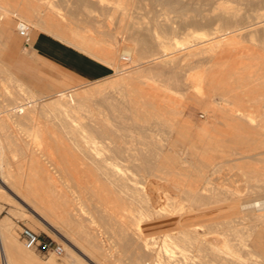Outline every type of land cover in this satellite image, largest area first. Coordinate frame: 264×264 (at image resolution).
I'll return each mask as SVG.
<instances>
[{
  "label": "bare ground",
  "instance_id": "bare-ground-1",
  "mask_svg": "<svg viewBox=\"0 0 264 264\" xmlns=\"http://www.w3.org/2000/svg\"><path fill=\"white\" fill-rule=\"evenodd\" d=\"M1 1L2 0H0V20L2 19V22H0V80H3L4 76L10 78L13 89H11L12 91L9 92L3 93V90L2 93L0 92V94L2 95L1 97L4 96L3 100L0 99V198L12 201L10 196H12L11 193H13L18 200H16V198L13 199H15V201H17L22 207V212H18L21 217H27L31 219L45 231H52L56 234L61 235L66 241H68L65 244L67 246V251L72 254V256L76 257V250H79L83 254H85L93 264H116L109 259V250L106 247L107 245L105 246L103 244L102 240L98 236V233L95 231L96 229L90 226V223L93 222L101 223L100 230L103 228L102 232L106 233V235H112L115 238L114 243L121 250L120 256H125V258H128L130 264H214L213 262H215L216 264V261L217 263L219 262V264H223L225 263L224 258L216 257L211 252L212 247L210 248L211 245L208 237L213 232L212 227L215 226H213L214 222L219 223V221H230L229 219L233 215L234 211H236V208L233 206L235 205L239 210L238 212H240L236 217H239L242 213L250 217L252 222L260 220L262 226H255L253 229H251V235H253L252 237H249L250 235L248 237L244 236L246 235L245 233L247 232V229L243 231L241 230V227L239 228L237 226V228H234L236 236H234V234L232 235L235 238L231 239V235L229 237V233L227 231V236H224L225 241L231 243L237 250H239L243 254L244 264L262 263L264 260V173L262 172L260 173L261 175L259 174L262 177L259 176L257 178L258 184L253 183V189L248 192L245 197L238 199V202L236 204V202H232L233 197L230 198V194L229 196L228 194L226 195L224 181L228 178L221 177L222 179H224V181H220V175L216 176L214 174L215 172L207 170L209 162L201 158V156L193 155V153L205 152L215 144H231V146L232 144L236 145L237 142L234 140L235 133H240V135L242 136V141H240V143H264V139H262V135L264 133L260 134L261 139H258L259 133L261 131H264V109H260L262 110V113L260 114L261 116L258 115L260 116V118L255 123V120H252L255 118V116L253 115L254 110L251 109L253 103L255 104V102L257 103L260 100L264 99V92L262 93L261 91L262 94L260 93V96L258 95L257 97L256 90L254 87H252L254 84L264 83V78H262V76H260L259 74L255 77L252 76L253 73L251 75L247 74L250 71H246L247 73L245 72L244 75V71L242 72L240 71L241 69L236 68L233 71L229 72V53L227 55V52L230 50L231 45L237 44L239 40L243 39V36L245 37L247 35L246 37H250V39H256L258 41V44L262 43V41L264 40V0H150L153 3L161 4V9L163 7V9H165L166 11H193L194 14L198 17L196 16L197 18L195 17V19H191L194 20L193 23L197 21L199 23V26L200 23L208 25L212 24V26L215 24L213 28L211 27L212 36L208 33V36L211 37H208L207 41H205L206 45H208L211 50L213 49L214 64L219 67V82L213 90L219 92V96H222L224 101L232 105L230 106L228 104L230 106L229 108L233 107V105L236 106V108L234 107L235 111H233L232 109L230 110L228 107H223V105L218 107L219 111L225 112L223 117L226 122H232L231 124H228V126L235 133H230L229 135L228 132L220 130L216 127H213V130H209L206 126H198L199 129L197 132H195L198 136V141L195 139L188 140V138H185V141H179L178 139H173L171 141H161L153 138V135L149 132H147L149 135H145L147 133L143 134L144 132H146L144 131L145 128L143 130V127L140 128V126H136V128H140L141 131H139L140 133L138 135L143 134L144 139L142 137V139L140 138L139 140L131 139L130 141H126V139V142L124 144L121 142L120 138L118 140V137H122V135L116 138L118 141L113 140L112 137L114 136L112 134V130L114 129L109 128L110 125L102 126L101 124V126H99L97 122H92V120L91 122H86L84 120V118L86 117L88 119L90 118L88 117L89 113H91V110L94 108L93 107L90 110L89 107L91 106V104H93L94 106V103L99 102L101 105L102 101L113 103V101H109V97L107 96V94L106 96L105 94L102 95V100L100 99L99 95H97L96 97H98L100 100L98 99L97 101L93 98L96 92V85H94L93 87L91 85V87L89 85H83L81 87H79L80 85L78 87L74 85L73 87H63L61 89H58V87L55 86L57 89L55 88L54 93L46 95V98L41 101H37V99H39L40 97L37 99L35 98L37 96V93H35V91H33L32 89L24 88L25 82H23V77H21L23 76V74L16 73L9 67L10 65L1 58H5L6 54L7 56H12L15 53L14 49H9L6 52L9 41V38L6 37L11 33H9L8 31L11 27V24L13 23V20L11 17H6L4 19V15L7 12V6L4 5V3ZM133 1L140 2L141 0ZM34 2V9H30L29 7H27V10L21 9V11L23 10V12H25L26 16H30L32 15V13H35L39 17L38 25L45 26L52 30L54 29L58 32L62 31V29L63 31L66 30L67 36L65 31V33L61 37L64 41L72 42L73 40H75L74 42L76 43L77 41V43H79V45H81L83 48L91 47V39L85 34V29L82 30L81 26L78 25L79 23L74 22L77 21V19L74 21L72 20L74 23H77V25L70 20L74 27L71 26L70 21V23L68 22L66 23V25L58 21L60 24L58 26L56 25L57 28L55 29L54 23L56 22L53 23L52 12L55 8L60 6V3L63 2V0H60V2L58 3L53 0H34ZM73 2L74 6H71L74 7V16L77 17L79 14L76 15V13L82 11L81 13L86 14L87 19H90L91 16L89 14L91 12L90 9L95 10L97 8L96 6L102 7V10L104 8L108 11H118L120 8L124 9V6L126 5L125 0H113L112 4L108 3L110 2V0H74ZM128 2L130 3V1L127 0V3ZM29 4L27 3L28 6ZM155 6L156 5H154V7ZM64 7L66 8V6ZM153 15L151 17H153ZM79 20L81 21V18ZM163 21L164 23L161 24H165V27L168 28V31L170 30L172 33L176 31V25L174 26L172 25V23H168L169 20H167V18H165ZM178 26L179 25H177V27ZM177 29L182 31V29H180V26ZM206 29H209V27ZM69 31L73 36L69 34ZM139 32H141V30ZM146 35V33L145 35H140L141 38H139V42L141 41V47L137 48L140 49L138 50V56H146L148 58L147 62L152 63L153 66L150 69L155 72L154 74H156V76H159L157 78L153 74L154 77H156L157 81L159 80L158 83H160V81L162 80L160 77L161 75L167 79L166 81H161L163 83V86L160 83L162 88L165 85V88L168 89L170 87L168 86V83H175L176 85L181 86L183 84V80H185L182 74L183 72L180 69H176V66L178 64L176 65L175 63H172L173 61L171 62L170 60H168V58H166L169 57L168 55L170 53L168 52V49L171 48V43L169 42V44L167 43L168 41L165 42L161 40L160 35L157 34H155L154 39L152 38V42H149L150 40H148L149 38ZM70 36L73 37L72 40L70 39L72 38ZM260 41L261 43H259ZM150 43L152 44L153 51L150 49ZM261 45H263V43ZM95 48L98 47H94L93 50H95ZM125 49V51L127 52V48ZM109 51L110 50L106 49L104 57H102L101 59L106 64L108 69H114V72L118 73L119 77L114 78V81L117 82L119 80L122 85H125L126 82L132 84L131 81L136 78L133 74L138 71V68L131 69L132 67L129 68L125 65L124 67L123 65L118 63L116 59H114L113 51ZM130 51L128 54H131ZM149 51H152V55L151 53L149 56L145 55ZM116 53L117 52H115V55L117 56ZM250 53L254 54L253 49ZM122 54H120V56ZM230 54L232 55V53ZM243 55L244 54L242 53V56ZM121 58H123V56ZM127 58L130 57L128 56ZM164 62L166 64H175L176 66L173 65V67H176L175 70L173 69L171 64L170 68V65H165ZM240 65L245 66L239 63L238 66ZM165 67L167 69L169 67V69L171 70H167ZM211 67L213 66L211 65ZM227 72H229V80L226 81L225 74ZM148 78H150L149 80L151 81V83H153L155 78L151 79L150 76ZM244 80H246L247 83ZM234 81L236 83H238L237 81H241V83L245 82L246 84L239 83L236 86H232V83ZM2 83L4 84V82ZM138 84L139 83L135 85ZM203 84L205 85V83ZM150 85L151 84H149V86ZM158 86L159 84L156 85V88H158ZM131 87L132 88H129V90L140 94V90H142L141 87ZM161 87H159L158 89L162 90ZM199 87L201 88L203 87V85H199ZM154 88L155 86H152L151 89H153L154 91ZM181 88L183 87L181 86ZM166 89L163 90L166 91ZM155 90L157 91V89ZM158 91L156 93L163 92ZM146 92H143L144 94H142L145 95ZM97 93L98 92H96V94ZM133 93L129 92V95H127L129 96L127 99H130L128 101V103L130 102L129 104H133L134 102L131 97ZM23 94L27 96V99L29 98L27 102H23L21 100L23 99ZM109 96H111V94ZM245 97L247 98L245 99ZM193 98L191 97V99ZM196 99L199 100V98ZM196 99L194 98L193 101H195ZM142 103L149 106L154 104V102H152L151 100H146ZM243 104L247 105L250 108L245 109V107L247 106L242 107ZM97 105L99 106V104ZM184 105L185 104L183 103V106ZM118 106L119 105H117V107ZM126 107H128V104ZM167 107L168 106H166V109ZM169 107L167 111L164 108V111L170 113V110L172 108L174 109V107H172L171 109H169ZM182 108H176V110L178 111L174 109L176 113L173 112L174 110L172 109V114L175 113L177 115H181V112L183 113ZM156 109L157 108H155V112L157 113L155 114L159 115V119L163 118V121H165L164 124L161 123L163 125L162 128L164 129L165 127H167H164V125H166L165 123H167L166 121H168V119L166 118V120L165 117H162V114L160 116L161 110ZM180 109H182V111ZM179 110L181 112H179ZM158 111L160 113H158ZM257 111L258 110H256V112ZM121 112H118L119 117H122ZM178 112L180 114H178ZM97 113L94 112L95 115ZM118 116L116 115V117L114 116V118H117ZM125 117L127 118L126 115ZM98 118L100 119L99 116ZM170 120H172V118ZM170 120L168 123H170ZM183 121L185 120L183 119ZM40 123L49 124V126L54 125L60 128L58 134L64 135L70 139V152L74 155V159L75 161H77V164H79V169L87 172L91 176L90 178H92V180L89 179V182L91 184L90 187H88L90 189L87 188L86 190V188L84 187V193L90 192L91 195H95L96 198L94 199L93 197L94 202L91 203L90 206H88L89 209L86 213L81 209L80 204H85L90 196H85L83 194V191L81 190L82 188L79 189L80 187L78 186V188L76 186L80 182L79 179H76L75 176L71 177L74 178L70 180L74 185L71 183L72 185L70 187L59 186V178H61V176L63 175L62 169L66 164H62V166L64 165V167L62 168L60 166L59 160L66 152L63 153V151L65 150L63 149L62 151V149H60V141L58 138H52V143L51 140L50 142L48 141V136H44L45 134H47L51 139L50 136H53L54 133L57 132V130L55 132H51L48 130V132L46 131L47 133L45 132L44 134L40 129ZM168 123V127H170V125L172 127L174 124H172V122L170 124ZM181 123L179 122L178 125H181ZM11 124L26 126V137L22 135L20 136V134L18 135V133L15 134L14 132H12L13 130L10 131L12 133L7 134L4 137L3 134H6V132L2 133V130H5V128H7ZM151 125H154V123H151ZM176 125L177 123L175 124V126ZM175 126H173L172 128H174ZM56 127H54L53 129H55ZM9 129H11V127ZM166 129L168 130L169 128ZM217 129L220 130L219 133H217L218 131L216 132ZM16 131H18V129ZM212 131H214V133H212ZM215 133L216 135L214 136ZM220 134L226 136L224 142H218L216 140L217 135L221 136ZM6 136L10 139L7 140ZM119 141L120 143H122V145L119 143ZM113 142L114 144L116 142L119 143L120 146L118 144L115 147L114 144H112ZM33 144H36L37 148H35ZM15 150H20L22 154L25 155L24 160L27 164V167H25L24 171L21 172V175H19V180L13 179L17 174L13 171L15 173L14 175L9 170L8 166L10 164V162L8 161L9 155ZM38 153L40 154L39 157H35ZM66 156L65 159L67 160ZM65 159L64 161H66ZM32 160L33 162H31ZM215 163L211 164L210 162L211 165H214ZM231 165L233 164L228 163L226 164V167ZM218 166L214 165V168H218ZM82 176H84V174ZM253 177L256 178L257 176ZM84 178L81 179L84 180ZM84 181L86 183V180ZM218 181L220 183H217ZM260 181L261 183H259ZM2 184L5 185V188L2 186ZM32 186L34 188H32ZM93 186H96V188L98 186V188L94 189ZM99 188L104 191L102 197H98V195H101L100 192V194H98ZM87 205H89L88 202ZM1 210L2 207L0 205V212ZM231 225H229V227ZM214 229L217 233V229ZM222 230L224 231L225 229ZM225 232L226 231H224V234ZM230 234L232 233L230 232ZM0 243L5 255H3L5 257V264H30V262H40L38 261V257L30 251L31 249L27 248L26 245L23 246L20 241H18L13 230V226L10 225L9 219L6 216L0 218ZM83 249H86V251L89 250L91 257L89 256V254L87 255L85 253L86 251L84 252ZM97 257L100 258V260L95 262L94 259ZM196 258H199L201 262ZM76 260L79 263H84V260L79 257H76ZM68 261L69 260L64 259L62 261V264H70V262ZM229 261L230 260H228L227 262ZM49 262L51 264H61L57 261L54 255L49 258ZM234 264L239 263L235 262Z\"/></svg>",
  "mask_w": 264,
  "mask_h": 264
},
{
  "label": "rangeland",
  "instance_id": "rangeland-1",
  "mask_svg": "<svg viewBox=\"0 0 264 264\" xmlns=\"http://www.w3.org/2000/svg\"><path fill=\"white\" fill-rule=\"evenodd\" d=\"M21 1H23V2H21ZM27 1L26 0H17V1H15V0H2L1 1L4 3V5L7 6V12L4 15V19L6 17H11L13 20V23L11 24V27L8 31L9 33L11 32L12 34L8 33L10 35V37H9V35L6 37V38H9L6 52L9 49L15 50V53L12 56H7V54H6L5 58L4 57H1V58L5 62H7L10 65L9 67L11 69H13L16 73L23 74V76H21V77H23V82H25L24 88L25 89H32L33 91H35V93H37V96L35 98L37 99L40 97L39 99H37V101L38 100L39 101L44 100V98H46L45 97L46 95L54 93V90L56 87H58V89H61L63 87L64 88L73 87L74 85L77 87L79 85H80L79 87H81L83 85L84 86H87V85L90 86L91 85L93 87L94 85H96V92H98V93L96 94V92H95V95L93 98L98 101L99 98L96 97L97 95H99V97L101 99L102 95L105 94V96H106V94H107V96L109 97V101H113V103L112 102L109 103L108 101H102V102L100 101L101 105L99 102L94 103V106H93V104H91L92 107L91 106L89 107L90 110L93 107L96 109L93 108L94 110L92 109L91 110L92 112L89 113V116H88L90 118L88 119L86 117V118H84V120L86 122H91V120H92V122H97V124H99V126H101V124H102V126L103 125L104 126L110 125L109 128L114 129V130H112V134L114 137L111 136L113 138V140L118 141L120 138V140L123 144L126 141H130L131 139L132 140L133 139L139 140L141 137L143 138L144 137L143 134H145L147 132L151 133L153 135V138H156V139L161 140V141H171L173 139H178L179 141L180 140L185 141L187 138H188V140L189 139L190 140L195 139L198 141V136L195 132L198 131L200 126H202V127L206 126L209 130H213L214 129L213 127H216L220 130H224V131L228 132L229 135H230V133L231 134L235 133L228 126V124H231L232 122H230V121L226 122V120L223 117L225 112L218 110L219 106L223 105V107L229 108L232 105L227 103L226 101H224L223 97L219 96L220 95L219 92H216L213 90L215 88V86L217 85V83L219 82L218 81V79L220 78V77H218L219 67L216 64H214L213 49L211 50V48L208 47V45H206L205 41H207L208 37L212 36L211 27L213 28L215 24L212 26V24L208 25V24L200 23V26H199V23L197 21L195 22L196 24L193 23L194 20H192V19H195V17L197 16L194 14L193 11H191V10L190 11L184 10L183 12L166 11L165 9H163V7L161 9V6H162L161 4L153 3V2H151L152 0L151 1L150 0H141L140 2L128 0V1H130V3L129 2L127 3V0H125V3H126V5L124 6L125 8L124 9L120 8L118 11H108L104 8L102 10V7L96 6L97 8L95 10L90 9V11H91L89 13L91 15L90 19H87L86 14L81 13L82 11L76 13V15L77 14L80 15V16L78 15L77 16L78 18H77L76 16H74V12H73L74 7L71 6V5L74 6V2H73L74 0H63V2L60 3V6L55 8L54 11L52 12L53 23L56 22V23H54L55 29L57 28L56 25L58 26L60 24L59 22L64 23V25H66V23H68L70 20L74 21L77 19V21H74V22L79 23L78 25L81 26L82 30L85 29L84 30L85 34L91 39L90 40L91 41L90 46L92 48L90 47L91 48L90 49L89 47L83 48L81 45H79V43H77V41L75 43L74 42L75 40H73L72 42L64 41L61 37L63 36V34L65 33L66 30L63 31V29H62V31L58 32L54 29L52 30V29H49L45 26L38 25L39 24V17L35 13H32V15H30V16H26V14H25V12H23V10H27V7H29L30 9L35 8L33 6V5H35L34 0H27ZM53 1H56L57 3L60 2V0L59 1L53 0ZM112 1L113 0H110V2H108V3L112 4ZM22 3H23V6H25V7L22 6ZM27 3L28 4L30 3L29 6L27 5ZM154 5H156V6L154 7ZM64 6H66V8ZM128 6H130V7H128ZM150 6L153 9H151ZM70 7H72V8H70ZM67 8H69V9H67ZM21 9H23V10L21 11ZM83 12H86V11H83ZM106 12H108V13H106ZM22 13H24V14H22ZM92 15L93 16L95 15V16L93 17ZM152 15H153V17H151ZM96 16H97V18H96ZM1 18H2V15H1ZM80 18H81V21L79 20ZM94 18H96V19H94ZM165 18H167V20H169L168 23H172V25H174V26L176 25V31L175 32L172 33L170 30L168 31L167 30L168 28L165 27L166 25L161 24V23H164L163 20ZM152 20H154V21H152ZM0 22H2V19L0 20ZM72 22L70 24L72 27H74L72 25ZM186 22H188V23H186ZM35 23H37V24H35ZM77 23H74V24L77 25ZM189 23H190V25H189ZM158 24H161V25H158ZM177 25L180 26V29H182V31L177 29V28H179V26L177 27ZM207 25H208L209 29H206V28H208ZM22 26H28L30 29V36H31L30 42H29L30 45H27L24 38L19 34V28ZM162 26H163V28H162ZM138 28H139V30H138ZM67 30H69V29H67ZM140 30H141V32H139ZM145 33L147 34L146 36H148V38H149L148 40H150L149 42H152V40L155 37V34H157V35H160L161 40H163L165 42L168 41L167 43H169V42L171 43V44L169 43L171 48L168 49V52L170 54L168 55L169 57H166V58H168V60H170L171 62L173 61L172 63H175L176 65L178 64L176 66L175 64L170 63L172 65V67H173V65H175L177 67V68L173 67L174 70L176 68L178 70L180 69L183 72L182 74H183L184 79H185V80H183V84L181 85L183 88H181L180 85H176L175 83H174L175 85L173 83H172L173 84L172 85L168 82H166V83H168V86H170V87L168 88V86H167L168 89H166L165 88L166 86L164 85V87L162 88L160 83L162 84V86H163V83L161 81L162 80L166 81L167 79L161 75L160 77L162 80L160 81V83H158L159 80L157 81L156 77L158 78L159 76L158 75L156 76V74H154L155 72L152 69H150L153 66L152 63L147 62L148 58L146 56L145 57L138 56V53H139L138 50H140V49H137V48L141 47V43H140L141 41L139 42V40H140L139 38H141L142 35H145ZM208 33L211 36H208ZM69 34L72 35L71 32ZM66 36H67V31H66ZM72 36H70V37H72ZM246 36L245 37L243 36V39L239 40V42H237V44L231 45L230 50L227 52V55L229 53V55H228V59H229L228 60V66H230L229 72L233 71L236 68V69H241L240 71H242V72L244 71V73H243L244 75H245L246 71L247 72L250 71V72H248V73L246 72V73L250 74V75L253 73V75H252L253 77H255L259 74L260 76H262V78H264V42H263L264 40L262 41L263 45H261L262 44L261 41L259 42L261 44H258V41L256 39H255L256 40L255 41L254 39H250V37H246ZM33 37H34V39H33ZM68 37H69V35H68ZM70 39L72 40L73 37ZM137 39H138V41H137ZM126 44H128V45H126ZM201 44H203L205 47ZM149 45L151 46L150 49L153 51L152 44L150 43ZM27 46H29L30 48ZM39 47H41L42 49ZM94 47H98V48H95V50H93ZM124 47L127 48V52L125 51L126 49ZM38 48L41 50H44V51L58 55L61 60L68 63L73 68H77V70H80L83 73H86L88 76L79 77L77 75V74H80L78 71H76L72 68H66V66L61 64V63H60V66L54 64L53 62L50 61L51 60L50 58L43 56V54L38 52V50H37ZM201 48H203V49H201ZM106 49L110 50L109 52L113 51L114 59H116V61H118V63H120L121 65H123V66L125 65L129 68L132 67L131 69H137L138 68L139 72L137 71L133 74L134 77L137 78V79L134 78L133 79L134 81L132 80L133 82L131 81V83L133 85L126 82L125 83L126 86H125V85H122V83L119 80L117 82L114 81V78L119 77L118 73L114 72V69H108L106 64L101 59L102 57H104ZM252 49H253V52L256 56L253 53H250ZM90 50H91V52H90ZM128 50L129 51L131 50L130 51L131 54H128L129 53ZM231 50H232V52H231ZM152 51H149L145 55L149 56L150 53L152 55ZM248 51H249V53H248ZM96 52H98V53H96ZM115 52H117L116 53L117 56L115 55ZM230 53H232V55ZM242 53L244 54L243 56H242ZM120 54H122V55L120 56ZM61 55H63V56H61ZM135 55H137V56H135ZM245 55H247V56H245ZM64 56L65 57L66 56H74V57H72V59L79 58L81 61L80 65L82 68H79L78 66L74 65L73 62L67 60L66 58H64ZM122 56H123V58H124V56H126V57L129 56L130 58L123 59V58H121ZM135 61H137V62H135ZM165 62H167V61H165ZM165 62H164L165 65H168V66L170 65L169 63L166 64ZM239 63L243 64L245 66H242V65L238 66ZM171 65L169 66L170 68H171ZM211 65L213 67H211ZM169 67H168V69H169ZM240 67H242V68H240ZM246 67H247V69H246ZM169 70H171V69H169ZM229 72H227L225 74L226 75L225 76L226 81L229 80L228 79L229 78ZM115 74H116V76H115ZM138 74H140L141 76ZM153 74L156 77H154ZM89 76L90 77L92 76V77L89 78ZM149 76L151 77V79L155 78L154 81L155 82L157 81L156 84L154 81H153V83H151V81L149 80L150 78H148ZM162 77L165 79H163ZM144 79H145V81H144ZM33 81H35V82H33ZM244 81H246V80H244ZM2 82H4V84ZM140 82H143V83H140ZM201 82L205 83V85ZM237 82L238 83H236L234 81L232 83V86H234V85L236 86L239 83H241V81H237ZM137 83H139L140 85L139 84L135 85ZM146 83L147 84L149 83L152 86H155L154 91H153V89H151L152 86L150 85L151 86L150 87L149 84L147 85ZM185 83H187V84H185ZM243 83L246 84L247 81H246V83L245 82H243ZM243 83H241V84H243ZM43 84H44V86H43ZM157 84H159L158 88L161 87L162 90H159L158 88H156ZM197 84H198V86H197ZM262 84L264 85V83H258V84H254L252 86L256 90V96L257 97L261 93V91H262V93L264 92V90H263L264 86ZM185 85H187V86H185ZM199 85H201V86L203 85V87L205 89L203 87L200 88ZM0 86H1L0 87L1 93H2V90L4 93V92L12 91L11 89H13V85L11 83L10 78H8L6 76L3 77V80L2 79L0 80ZM2 86H3V88H2ZM131 86L141 87L142 90H140V94L129 90V88H132ZM10 87H12V88H10ZM4 89H6V90H4ZM155 89H157V91L159 90V91H163V92L165 91L163 89H166V91L164 93L163 92L156 93L157 91ZM181 89H182V91H181ZM209 89L210 90L212 89L213 91L211 90V92H210ZM208 90H209V92H208ZM141 91H143V92L147 91L145 94L146 96L143 95L144 93ZM129 92H131V93L134 92L133 95H131L132 100L134 101L133 104L132 103L129 104L130 102L128 103V101L130 100V99L129 100L127 99L129 97V96H127V95H129ZM23 93H24V91H23ZM110 94H111V96H109ZM166 95H167V97H166ZM1 96L2 95L0 94V99L3 100L4 96L3 97H1ZM41 96H42V98H41ZM22 97H23V99H21V100L23 102H27L29 100V98L27 99V96L24 94L22 95ZM110 97H113V98H110ZM191 97L192 98L194 97L195 99L199 98V100L196 99L195 101H193L194 98L191 99ZM201 98H203V99H201ZM219 98H222V99H219ZM246 98L247 97H245V99ZM146 100H151L152 102H154V104L149 106V105L142 103L143 101L145 102ZM262 100H260L257 103L255 102V104L254 103L252 104L251 109L254 110L253 115L255 116V118L252 119L253 121L255 120L254 123L259 120V118L261 116L260 114L262 113V110L264 109V105H262V104H264V99H262ZM198 102H199V104H198ZM183 103L185 104L184 106H183ZM219 103H221V104H219ZM97 104H99V106ZM127 104H128L129 108L126 107ZM117 105H119L120 107L119 106L117 107ZM169 105H170V107H169ZM225 105H228V106H225ZM123 106H125V107H123ZM166 106H168L169 109L174 107L175 110H176V108L179 109L180 107L181 108L183 107L182 108L183 113L181 112L182 109H180L181 111L179 110V112H181V115H177L175 113L178 110L175 111L173 108L172 109L174 111L172 109L171 110L175 113L172 114L171 110H170V113H167L166 111H167L168 107L166 109ZM244 106H247V105L243 104L242 107H244ZM234 107L236 108V106L233 105V107H231L229 109L230 110L232 109L233 111H235ZM261 107H263V108H261ZM155 108L161 110L160 111L161 113L159 111H158V113H160V116L162 114V117H165V119L166 118L168 119V121H166L167 123L172 118V120H170V123L171 122H172V124L174 123L173 126H175L176 123H177V125L174 128H172L173 126L171 127V125H170V127H171V129H170V127H168L169 125H167V123H165L166 125H164V127L165 126H167V127H165L164 129H166V128H169V129L164 130L162 128L163 127L162 124H164L165 121H163V118L159 119L160 118L159 115L155 114V113H157V112H155ZM164 108L166 109V111H164ZM246 108L249 109L250 107L247 106V107H245V109ZM260 109H262V110H260ZM256 110H258V111L256 112ZM119 111L120 112L122 111L121 112L122 114L120 113L122 117L118 116ZM94 112L95 113L99 112V113H97L98 115L97 114L95 115ZM179 112H178V114H180ZM93 114H94V116H93ZM115 114L118 116L117 118H114V116L116 117ZM174 114H175V116H174ZM90 115H92V116H90ZM125 115L127 116V118L125 117ZM258 115H260V116H258ZM98 116L100 117V119L98 118ZM123 117H125V118H123ZM129 117H131V118H129ZM184 117L187 119H185ZM222 117H223V119H222ZM97 118L99 119V121ZM183 119L185 121H183ZM94 120H97V121H94ZM179 122L180 123L182 122L181 123L182 126L178 125ZM151 123L152 124L154 123V125H151ZM170 123H168V124H170ZM136 124H139V125H136ZM9 126L11 127V129H9L10 128ZM9 126L7 128H5V130H2V133L6 132V134L5 133L3 134L4 137H5V135L10 134L12 132H14L15 134L18 133V135L20 134V136L22 135V136L26 137V131H27L26 126L15 125V124H11ZM136 126H138V127L140 126V128L143 127L142 128L143 130L145 128L144 131H146V132L142 131L144 133L138 135L141 131H140V128L138 129V127L136 128ZM54 127H56V126H54V125L49 126V124L40 123V129L44 134L46 131L48 132V130L51 132H55L57 130V132L54 133L53 136H50L51 139L49 138V135H47V134H45L44 136H46V137L48 136V141L50 142V140H51L52 143H53L52 138L53 139L58 138L60 141V143H59L60 149H62V151L64 149L65 151H63V153L66 152L65 154L67 155L66 156L64 154L63 157H61L59 160L60 166L62 168L64 167V165L62 166V164L66 163L65 164L66 168L64 167L65 169L64 168L62 169L63 175L61 176V178H59V181H60L59 186L70 187L73 184L72 181H70V180L74 179L71 177L75 176L76 179L78 178L80 182L76 186L77 187L79 186L80 187V188L78 187L79 189L82 188L81 190L83 191V194L85 196H88V195L90 196L89 199H87L85 204H83V205L80 204L81 209L84 210V212L86 213L89 209L88 206H90L91 203H93L94 199L96 198V196L91 195L90 192L84 193L85 192L84 187L86 188V190L88 187H90L91 183L89 182V179L92 180V178H90L91 176L87 172H84L83 170L79 169V164H77V161H75V159H74L75 158L74 155L70 152V146H71L70 139L64 135H59L58 133H59L60 128L56 127L55 129H53ZM17 129H18V131H16ZM218 129L216 130V132L218 131L217 133H219V131H220ZM11 130H13V131L10 132ZM132 130H133V132H132ZM188 131H190V132H188ZM214 131H212V133H214ZM261 132L258 135L259 136L258 139L259 138L261 139L260 134L264 133V131H261ZM188 133H189V135H188ZM58 135H59V137H58ZM121 135H122V137H118ZM145 135H149V134L147 133ZM215 135H216V133L214 134V136ZM54 136H56V137H54ZM256 136H257V134H256ZM46 137H45V139H46ZM117 137H118V140L116 139ZM263 137H264V134L262 135V139H264ZM6 138H7V136H6ZM123 138H125V139H123ZM225 138H226V136H223V135L218 136L217 135L216 140L218 142H224ZM241 138H242V136L240 135V133H235L234 140L237 142L236 145L232 144V146H231V144H225V145L224 144L223 145H216L215 144V145H213V147L211 146V148L207 149L205 152L193 153V155L201 156V158H203V159L207 160V162H209L207 170L215 172L214 174L216 176L220 175L219 176L221 179V180L219 179L220 181H222V180L224 181V179H222L224 177L228 178L224 181L225 182L224 186L226 189V195L228 194V196H229V194H230L229 197L230 198L233 197L232 199L233 200L235 199V200L234 201L232 200V202H234V203L236 202V204L238 202L237 201L238 199L245 197L247 195V193L253 189L254 186H252V185L257 183V178L261 175L260 173H262V172L264 173V145H263L264 143L263 144H260V142H258V144L257 143L256 144L240 143V141H242ZM8 139H10V138H7V140ZM119 143H120V141H119ZM119 143L116 142L114 144V142H113L112 144H114V146L116 147ZM122 143H120V144L122 145ZM120 144H119V146H120ZM33 145L35 148H37L36 144H33ZM175 148H179V147H175ZM14 149H15V147H14ZM236 149H237V151H236ZM39 155L40 154L38 153V154H36L35 157H39ZM65 156H66L67 160L65 159ZM24 157H25V155L22 154V152L20 150H15L12 153H10V155H9V160H8L10 162V164L8 165L9 170L14 175H15V173L18 175V176L17 175L14 176V178H13L14 180L15 179L19 180L20 179L19 175H21V172H23L25 167H27V164L25 163ZM64 159L66 161H64ZM71 161H73V162H71ZM31 162H33V160ZM210 162H211V164L218 162L219 164L218 163L214 164L217 166L219 165L218 168H216V167L214 168V165H211ZM228 163L233 164V165L226 167V164H228ZM69 167H70V169H69ZM73 167H74V169H73ZM215 169H217V170H215ZM68 171H70V172H68ZM71 172H73V173H71ZM80 173H81V175H80ZM83 174H84V176H82ZM249 175H250V177H249ZM253 176H257V177L255 178ZM260 177H262V176H260ZM81 178H84V180H86V183L87 182L88 183L86 184L85 181L82 180ZM229 179H230V181H229ZM217 183H220V182L218 181ZM259 183H261V181ZM65 184H66V186H65ZM81 184H82V186H81ZM86 185H87V187H86ZM2 186L5 188V185L2 184ZM33 186H32V188L35 187V186L34 187ZM93 187H94V189L98 188V186H97V188H96V186H93ZM227 187L228 188L230 187V188L228 189ZM88 189H90V188H88ZM101 190L102 189L99 188L98 194L101 193V195H98V197H102V195L104 193V191L102 190L103 191L102 192ZM229 190H232V191H229ZM232 193L234 196L232 195ZM11 195L13 196V197L10 196L12 201H10L8 199L0 198V205L2 207V210L0 212V218L3 216H6L9 219L10 225L13 226V230L15 232L16 238L18 239V241H20V243L23 246L25 244H24L23 238H22L21 233H20L21 228L23 226H27V227L31 228L32 230L40 233L42 238H45V237L50 238V239L52 238L64 246V252L62 254H56L52 251L47 253V252H44L43 250L38 249V248L31 249L30 251L38 257V261H40V262H30V264H32V263L33 264H51L49 262V258L53 255L56 257L57 261L61 264L63 263L62 261L64 259L69 260L68 262H70V264L71 263L72 264H78L79 262H77L76 257H79L82 260H84V263H79V264H93L92 261H90L87 258V256L79 250H76V255H77L76 257L72 256V254H70L67 251V246L65 244L68 241H66L61 235L56 234L55 232H52V231H45L42 228H40L39 225H37L31 219H29L27 217H21V215L18 212L19 211L22 212V207L17 201H15V199H13V198H16V200H18L17 197H15V195L13 193H11ZM93 197H94V199H93ZM236 197H237V199H236ZM87 202L89 205H87ZM233 206L236 208V211H234L235 210V208H234V210H233L234 213L232 211L233 215L229 219L230 221L229 222L228 221H226V222L219 221V223L214 222L213 226L214 225L215 226L212 227L213 232L209 235L208 240L210 241V245H211L210 248L212 247L211 249L213 250V251L211 250V252L216 257H223L224 258L225 263H223V264H234L235 262H238L239 264H244L243 263V259H244L243 254L239 250H237L231 243H228L227 241H225V237L229 233L228 236L230 237V235H231L230 238L234 239L235 238L234 236H236V232L234 231V228H237V226L239 228L241 227V230H243V231H245L247 229L246 230L247 232L245 233L246 235H244V236L248 237L250 235L249 237H252L253 235H251V229H253L255 226L261 227L262 224H261L260 220H258L256 222H254V221L252 222L250 217H248L247 215H244L242 213L240 214L239 217H236L239 215L240 212H238L239 210H238L237 206H235V205H233ZM90 224H89L90 226H92L94 229H96L95 231L98 233V236L102 240L103 244L105 246L107 245L106 247L109 250V254H108L109 259L112 260V262H115L116 264H130V261L128 260V258H125V256L124 257L120 256L121 250L115 245V243H114L115 238L112 235H108V234H107L108 235V237H107L106 233L102 232L103 228L100 230L101 223L93 222ZM231 224H233V225H231ZM229 225H231V226L229 227ZM222 226H224V227H222ZM214 228L217 229V233H216V230ZM221 228L225 229L224 231H226L225 232L226 235L224 234V231ZM218 230H221V231H218ZM227 231H228V233H227ZM230 232L232 234H230ZM247 233H249V234H247ZM233 234H234V236H232ZM114 246H116V247H114ZM85 251H86V249L84 250V252ZM87 251L85 253L87 255L89 254V256H90L89 250H87ZM3 255H4V252L2 249V245L0 243V264H5L4 263V261H5L4 256L5 255L4 256ZM62 258H63V260H62ZM196 259L198 261H200L199 258H196ZM99 260H100V258H98V257L94 259L95 262H97ZM228 260H230V261L227 262ZM213 263L215 264V262H213ZM216 264H219V262L217 263V261H216ZM260 264H264V260Z\"/></svg>",
  "mask_w": 264,
  "mask_h": 264
},
{
  "label": "built area",
  "instance_id": "built-area-1",
  "mask_svg": "<svg viewBox=\"0 0 264 264\" xmlns=\"http://www.w3.org/2000/svg\"><path fill=\"white\" fill-rule=\"evenodd\" d=\"M30 29L28 26H22L19 29L20 35L24 38L25 42L29 44L30 42ZM124 59H128L127 57H124ZM21 236L23 238L24 244L29 249H41L44 252H54L56 254H62L64 252V246L55 241L54 239L50 238H42L41 234L32 230L31 228L27 226H23L21 228Z\"/></svg>",
  "mask_w": 264,
  "mask_h": 264
},
{
  "label": "crops",
  "instance_id": "crops-1",
  "mask_svg": "<svg viewBox=\"0 0 264 264\" xmlns=\"http://www.w3.org/2000/svg\"><path fill=\"white\" fill-rule=\"evenodd\" d=\"M27 45H30V44H27ZM27 47H29V46H27ZM39 48H41V47H39ZM39 48L37 49L38 52L43 54V56H46V57L50 58L51 59L50 61L53 62L54 64L60 66V63H61V64L65 65L66 68H72V69L78 71L80 73V74H77L79 77L88 76L86 73H83L82 71L77 70V68H73L71 65H69L68 63H66L63 60H61L58 55H56L54 53H50V52L44 51V50H41L42 48L41 49H39ZM61 56H63V55H61ZM72 57H74V56H66V57L64 56V58H66L67 60L73 62L74 65L78 66L79 68H82L81 65H80V63H81L80 59L79 58L72 59ZM91 77L89 76V78H91Z\"/></svg>",
  "mask_w": 264,
  "mask_h": 264
}]
</instances>
